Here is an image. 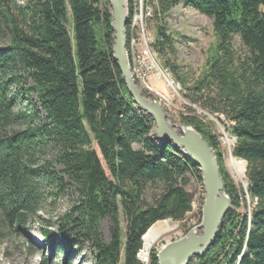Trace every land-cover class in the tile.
Returning <instances> with one entry per match:
<instances>
[{
	"label": "trees",
	"instance_id": "trees-1",
	"mask_svg": "<svg viewBox=\"0 0 264 264\" xmlns=\"http://www.w3.org/2000/svg\"><path fill=\"white\" fill-rule=\"evenodd\" d=\"M178 1L143 0L149 20L157 22L154 51L185 101L229 123L232 156L246 163L254 202L249 217L236 212L242 197L223 171L216 136L194 110L179 113V123L193 127L215 152L231 204L214 246L188 264H264V0H182L213 19L216 37L195 79L176 64L164 20ZM133 5L127 0L129 16ZM1 29L9 40L0 46V215L22 231L41 184L71 188L77 200L60 230L90 243L95 264H142V236L156 222L183 221L192 208L186 176L198 183L201 177L178 149L154 143L152 119L128 96L112 58L109 0H25L23 7L0 0ZM235 37L243 57L233 50ZM45 150L52 163H38ZM155 185L161 191L147 204L142 195ZM104 219L108 242L99 227ZM156 255L153 248L149 264H157Z\"/></svg>",
	"mask_w": 264,
	"mask_h": 264
},
{
	"label": "rangeland",
	"instance_id": "rangeland-1",
	"mask_svg": "<svg viewBox=\"0 0 264 264\" xmlns=\"http://www.w3.org/2000/svg\"><path fill=\"white\" fill-rule=\"evenodd\" d=\"M133 2H136L133 5L134 9L136 7V12L133 20V13L129 16L126 26L128 34L126 52L129 53V42L133 38L136 48H142V39L136 38H141V29L144 23L146 36L152 38L153 57L157 60V65L160 66L164 74L173 82V85H168L164 78L156 79V77L153 78L154 76L149 79L148 84L142 77H139L138 80L131 71L128 54V63L134 82L142 93L144 92L149 96L150 100L160 103L170 124L181 126L178 114L188 112L187 109L194 110V113L202 119L211 134L216 136L218 140V152L221 155L222 167L227 179L236 187L242 197L241 207L236 212L242 216L249 217L254 207V202L247 194L246 163L232 156L235 139L229 132V123L224 121L222 116L215 117L200 106L191 104L181 97L180 91L177 90V88L181 90L180 86L175 82L170 72L163 68V61L156 55L153 48L157 22L151 19L146 21V19L151 17V11L143 8V0H133ZM16 3L19 7H23L25 0H16ZM141 9L143 12L139 14ZM14 13L16 14V11ZM138 15L143 20L139 21ZM164 20L167 24L168 33L175 40L176 64L181 67L183 72L189 74L190 79H195L204 70L206 61L212 54V49L216 44L212 25L213 19L197 13L182 0H179L177 5L168 12ZM8 40L7 32L1 29L0 46H5ZM233 50L237 57H243L246 54L245 49L236 37L233 39ZM15 89L16 86L12 87V90ZM25 104L27 103L25 102ZM42 116L43 114L41 113L40 118ZM33 124H36V122L34 121ZM150 138L155 144H159L155 141L154 136ZM138 148L139 146L137 145L133 146V149ZM94 149L97 151L96 147ZM97 154L99 156L98 151ZM37 161L42 164L44 162L52 163V153L49 150H45L39 155ZM60 170V166H54L52 169L55 173ZM104 171L107 175L105 168ZM186 179L188 180L186 191L192 197L191 211L181 222L170 220L156 222L163 223L172 230L160 236L150 248L149 253L153 248L158 252L164 245L178 241L191 232L199 234L204 196L203 187L194 176L188 175ZM64 182L68 183L66 179H64ZM160 191V187L156 185L146 188L142 195L143 201L151 204L152 198L159 194ZM38 194L34 213L26 218L22 231H16L14 227L9 225L4 216L0 215V264H42L43 261L46 264H79L80 261H82V264H95L96 253L92 250L90 243L79 240L72 232L60 230L61 224H63L62 218L77 200V195L73 189L70 188L68 191L59 192L53 184L45 182L40 185ZM118 217L122 237H124L126 221L121 208ZM99 227L103 240L108 242L110 227L108 220H102ZM45 232L47 233L46 236L44 235ZM64 242H70L71 246L65 248L62 245ZM138 254L137 258L141 262ZM141 263L149 264V254L147 262Z\"/></svg>",
	"mask_w": 264,
	"mask_h": 264
},
{
	"label": "water",
	"instance_id": "water-1",
	"mask_svg": "<svg viewBox=\"0 0 264 264\" xmlns=\"http://www.w3.org/2000/svg\"><path fill=\"white\" fill-rule=\"evenodd\" d=\"M112 58L133 105L149 116L155 140L178 149L198 169L203 187L200 232H191L178 241L164 245L156 255L157 264H188L203 257L215 244L223 219L230 209V199L214 151L191 126L170 124L163 107L145 97L132 79L126 53L127 0H109Z\"/></svg>",
	"mask_w": 264,
	"mask_h": 264
},
{
	"label": "bare ground",
	"instance_id": "bare-ground-1",
	"mask_svg": "<svg viewBox=\"0 0 264 264\" xmlns=\"http://www.w3.org/2000/svg\"><path fill=\"white\" fill-rule=\"evenodd\" d=\"M136 2H134L135 5ZM135 12H136V7L134 9V12L132 14V20H133V16L135 17ZM143 11L142 9L140 10L139 14H141ZM139 21H141V19L143 20L142 17H140V15H138ZM128 19H129V13H128ZM142 31V29H141ZM129 34H130V29H129ZM127 32H126V36H127ZM127 45V44H126ZM133 46H135L136 48V44H135V40L134 38L130 40L129 42V53H127V55L129 54V59H130V67H131V71L134 73V76L139 80V77H142L143 79H145L144 74H143V70H137V59H136V54H134V50H133ZM128 59V58H127ZM129 64V63H128ZM133 79V78H132ZM134 81V80H133ZM136 84V83H135ZM156 141V140H155ZM157 142V141H156ZM159 143V142H157ZM172 229L167 226L164 225L163 223H155L143 236H142V249L140 250L138 256L139 259L141 260V262L146 263L147 259H148V254H149V250L152 247V245L154 244V242L162 235H164L165 233L170 232ZM79 264H82V261L79 262Z\"/></svg>",
	"mask_w": 264,
	"mask_h": 264
},
{
	"label": "built area",
	"instance_id": "built-area-1",
	"mask_svg": "<svg viewBox=\"0 0 264 264\" xmlns=\"http://www.w3.org/2000/svg\"><path fill=\"white\" fill-rule=\"evenodd\" d=\"M147 20L149 19H146V21ZM136 39H142V48H135V46H133V50L134 54H136L137 70H143L145 82H147L148 84L149 79H152V76H154L153 78L156 77V79L164 78L167 84L172 86L173 82L170 81L169 77L164 74L160 66L157 65V60L153 57V52L151 48L152 38L146 36L144 23L142 25L141 38ZM177 90L180 91L179 88H177Z\"/></svg>",
	"mask_w": 264,
	"mask_h": 264
}]
</instances>
